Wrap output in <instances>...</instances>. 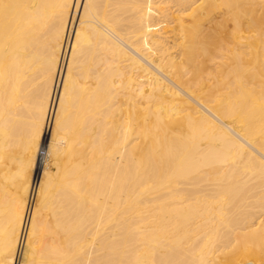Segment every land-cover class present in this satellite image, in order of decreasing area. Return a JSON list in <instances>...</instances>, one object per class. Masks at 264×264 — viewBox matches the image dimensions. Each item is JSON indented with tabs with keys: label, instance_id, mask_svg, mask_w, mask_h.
Returning <instances> with one entry per match:
<instances>
[{
	"label": "bare ground",
	"instance_id": "1",
	"mask_svg": "<svg viewBox=\"0 0 264 264\" xmlns=\"http://www.w3.org/2000/svg\"><path fill=\"white\" fill-rule=\"evenodd\" d=\"M262 215L264 0H0V264H262Z\"/></svg>",
	"mask_w": 264,
	"mask_h": 264
},
{
	"label": "rangeland",
	"instance_id": "2",
	"mask_svg": "<svg viewBox=\"0 0 264 264\" xmlns=\"http://www.w3.org/2000/svg\"><path fill=\"white\" fill-rule=\"evenodd\" d=\"M48 157H49V156L46 154L45 166H46L47 168H50V166H51V164H52V163H51L52 160H51L50 157H49V158H48ZM42 171H43V170H42ZM40 175H41V172H40ZM38 176H39V174H38ZM263 218H264V215H262L258 220H261V221H262ZM253 220H254L255 222H254ZM253 220H252V221H253L252 223H256L255 218H254ZM250 225H251V224H250ZM254 227L256 228V227H257V224H256V226H255V224H254ZM254 227H253V228H254ZM244 230H245V229H244ZM245 231H247V230H245ZM260 263L263 264L264 261H262V262H260Z\"/></svg>",
	"mask_w": 264,
	"mask_h": 264
},
{
	"label": "built area",
	"instance_id": "3",
	"mask_svg": "<svg viewBox=\"0 0 264 264\" xmlns=\"http://www.w3.org/2000/svg\"><path fill=\"white\" fill-rule=\"evenodd\" d=\"M41 152L43 153L44 151H43V150H41Z\"/></svg>",
	"mask_w": 264,
	"mask_h": 264
}]
</instances>
